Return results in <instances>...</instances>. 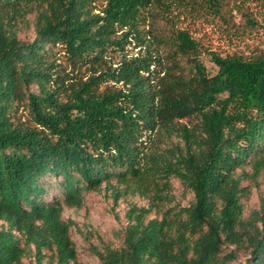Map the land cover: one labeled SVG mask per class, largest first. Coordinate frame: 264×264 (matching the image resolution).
Instances as JSON below:
<instances>
[{
  "label": "trees",
  "instance_id": "trees-1",
  "mask_svg": "<svg viewBox=\"0 0 264 264\" xmlns=\"http://www.w3.org/2000/svg\"><path fill=\"white\" fill-rule=\"evenodd\" d=\"M247 1L0 0V264L28 252L43 264L44 250L82 264L61 200L79 206L102 184L147 205H129L122 245L97 250L100 264H226L242 250L264 264V204L245 220L240 184L244 165L255 176L264 164V50L222 56L183 25ZM173 177L193 201L149 218L173 200ZM49 178L62 198H44Z\"/></svg>",
  "mask_w": 264,
  "mask_h": 264
},
{
  "label": "rangeland",
  "instance_id": "rangeland-1",
  "mask_svg": "<svg viewBox=\"0 0 264 264\" xmlns=\"http://www.w3.org/2000/svg\"><path fill=\"white\" fill-rule=\"evenodd\" d=\"M224 5L226 12L221 17L204 16L199 19H188L183 25L188 26L189 32L202 45L203 49L214 51L222 56L233 53L250 56L257 51L264 50V0H248L243 2V6L239 9L233 7V2H227ZM40 9V7H34L18 25L17 36L20 40L31 41L35 37V21ZM251 19L254 21L253 23H251ZM188 21L191 22L188 23ZM130 48L128 49L129 54L136 51H132ZM116 57L119 58L117 54ZM200 60L209 72L216 71L210 56L205 52L201 53ZM73 78L72 84L76 81V78ZM14 115L24 120L27 116V109L23 105H19L14 111ZM190 120L192 119L190 118ZM180 121L186 123L188 118ZM170 141L172 145L182 146L181 138L178 135H173ZM240 170L238 168L237 172ZM243 170L244 175L240 182L244 187L241 193V203L243 206L242 217L246 220L253 210L260 209L262 203L264 204V164L255 176H252L253 168L250 164L244 165ZM49 181H52L53 185L46 184L47 193L44 198L48 200L53 195L62 198L54 186L53 178H49ZM170 181L173 200L163 205L158 213L153 210L148 215L149 218L161 217V211L167 207L175 204L187 206L193 201V193L177 178L173 177ZM110 193L111 190L106 189L102 184L97 190H84L79 206L69 207L61 200L63 206L61 216L64 220L71 221L69 235L76 250L77 261L82 264H100L95 253L97 250L102 251L105 246L112 248L121 246L126 225L125 212L129 205H147V200L138 195H126L114 202ZM229 250L230 248L224 252ZM43 253V264H56L51 250H44ZM249 257V252L242 250L238 252L235 260L226 264H245ZM22 261L24 264H28L30 261H34V257L28 252Z\"/></svg>",
  "mask_w": 264,
  "mask_h": 264
}]
</instances>
